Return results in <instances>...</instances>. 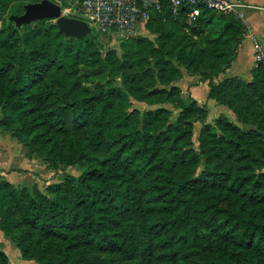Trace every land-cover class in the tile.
I'll return each instance as SVG.
<instances>
[{
    "label": "trees",
    "instance_id": "16d2710c",
    "mask_svg": "<svg viewBox=\"0 0 264 264\" xmlns=\"http://www.w3.org/2000/svg\"><path fill=\"white\" fill-rule=\"evenodd\" d=\"M24 2L0 0V17ZM186 9H152L167 21L161 40L128 38L123 58L103 53L97 32L67 36L49 17L0 27V128L49 166L84 165L46 191L0 176V230L26 259L87 264L92 249L123 264H264V62L250 79L217 80L248 27L205 5L189 23ZM183 66L242 124L208 120V104L177 83Z\"/></svg>",
    "mask_w": 264,
    "mask_h": 264
},
{
    "label": "rangeland",
    "instance_id": "374dc122",
    "mask_svg": "<svg viewBox=\"0 0 264 264\" xmlns=\"http://www.w3.org/2000/svg\"><path fill=\"white\" fill-rule=\"evenodd\" d=\"M20 1L24 2L25 0H20ZM22 8L23 10L20 12L9 10L4 15H2L0 17V27L4 24L12 23L15 26H17L21 31H23L27 25L32 24L38 20L36 19L30 22H23L19 24L15 20V18H13V15L22 14L25 11V7L22 6ZM50 20L56 22L55 18H51ZM165 21L166 18L163 15H161L160 20L158 18L154 20L153 17L151 18L150 15L144 21H140L131 31H125V32L98 31L96 30L97 26H94L92 31L98 33L97 43L103 53L107 52V50L114 49L116 54L119 57L123 58L125 56L126 49L123 47L122 43L124 40L128 38L134 36L136 37L138 35H144L150 38L154 42V44L158 45L162 37V31L164 30V28L167 27V21L166 22ZM210 32L215 33V28H210ZM245 59L246 62L250 61L249 55H246ZM183 69L186 70L187 68L183 66ZM190 74L194 75L195 73H190ZM198 74L199 75H197L194 80H190L187 77L186 78L183 77L179 80V83L183 90V95L187 99L190 98L191 96H194L192 95L193 91L191 87L197 80L201 79V74L200 73ZM114 80L117 83H121L120 76H117ZM196 92L199 99L204 98V102L207 103L208 106L210 107L208 120L212 121L214 117L219 115L220 113H226L227 115H229L231 119H233L238 123H241L237 115L233 111V109H231L226 105L217 103L216 100L213 98H208L207 91L205 92L203 86H199L196 89ZM167 105L173 109V118H175L179 112V108L174 106L173 104L168 103ZM135 106L143 109L149 107L150 105L146 104L145 102L133 99L132 107ZM2 114L3 111L0 109V118ZM244 125L248 127L250 126V124L247 123L246 124L244 123ZM201 126H202L201 121L198 120L195 122L193 139L196 148L198 147V143H199L198 133ZM0 132L8 133L3 131L1 128H0ZM9 134L11 135L12 138L11 149L12 152H14L15 154V158L8 161L4 160L3 164H5L6 166L0 167L1 170L0 176H7L17 186L28 185L29 187H33L34 184H38L43 191H46L49 183L60 181L66 173L70 172L73 174H80L84 169L83 164L65 165L59 163L56 166H49L46 162L43 161V159L40 156L36 157L37 161L34 163V165H32V167L24 168L23 166H21V160L25 157V155L27 156L26 146L24 145V142L21 141L18 137L12 135L11 133ZM0 150H1V146H0ZM3 155L4 153L0 151V156L3 157ZM204 165H205L204 162H202L198 168V171H200L204 167ZM0 246L8 252L10 256L9 264H45V263H41V261H38L35 258L26 259L17 242L14 239L6 236L2 230H0ZM86 252L89 256L87 264H123V261L118 256L113 254H107L92 249L86 250ZM163 263H164L163 260H159L157 264H163ZM50 264H63V259L60 257H55L52 260V263Z\"/></svg>",
    "mask_w": 264,
    "mask_h": 264
},
{
    "label": "built area",
    "instance_id": "2783aa9c",
    "mask_svg": "<svg viewBox=\"0 0 264 264\" xmlns=\"http://www.w3.org/2000/svg\"><path fill=\"white\" fill-rule=\"evenodd\" d=\"M26 1V0H25ZM29 1V0H28ZM26 1V2H28ZM61 4L62 12L87 20L98 31H131L140 21L150 16L152 9H161L168 3L174 12L187 7L185 15L189 23L201 13V5L218 12H233L242 16L237 8L242 3L236 0H54ZM24 2V4L26 3ZM65 3V4H64ZM264 62V47L255 43L254 65Z\"/></svg>",
    "mask_w": 264,
    "mask_h": 264
},
{
    "label": "crops",
    "instance_id": "0c3cea01",
    "mask_svg": "<svg viewBox=\"0 0 264 264\" xmlns=\"http://www.w3.org/2000/svg\"><path fill=\"white\" fill-rule=\"evenodd\" d=\"M240 1L242 4L238 6V10L243 14L239 16L247 25V32L238 47V56L232 62V64L223 72L218 78L222 79L223 77L229 75H240L246 79H250L252 77V68L254 65V57H255V43L260 42L264 47V0H236ZM249 55L250 61L246 62L245 56ZM199 75L195 73L191 75L190 72L186 69H183V77L188 78L190 80H194L195 77ZM182 77V78H183ZM177 83L180 85L179 80ZM181 86V85H180ZM199 86H203L205 92L209 89L208 80L199 79L197 80L191 87L193 94L200 102H204L203 99H199L196 94V89ZM206 98V97H205ZM223 107V106H220ZM224 110V108H223ZM12 138L9 133H1L0 132V146L4 155L0 156V167H5L3 164L4 160H12L15 158L14 152H12ZM37 161L36 157L26 156L21 160V166L24 168H30ZM36 167V166H35Z\"/></svg>",
    "mask_w": 264,
    "mask_h": 264
},
{
    "label": "water",
    "instance_id": "95a60500",
    "mask_svg": "<svg viewBox=\"0 0 264 264\" xmlns=\"http://www.w3.org/2000/svg\"><path fill=\"white\" fill-rule=\"evenodd\" d=\"M24 7L25 11L22 14L13 15L19 24L50 17L56 19L60 30L67 36H85L93 30L87 20L64 14L61 4L54 0L29 1L24 4Z\"/></svg>",
    "mask_w": 264,
    "mask_h": 264
},
{
    "label": "flooded vegetation",
    "instance_id": "af4514ba",
    "mask_svg": "<svg viewBox=\"0 0 264 264\" xmlns=\"http://www.w3.org/2000/svg\"><path fill=\"white\" fill-rule=\"evenodd\" d=\"M29 1H32V0H29Z\"/></svg>",
    "mask_w": 264,
    "mask_h": 264
}]
</instances>
